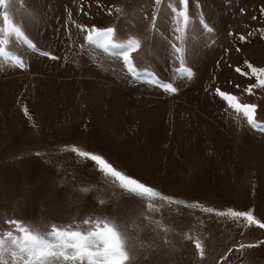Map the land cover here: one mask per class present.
<instances>
[{"label":"rangeland","instance_id":"1","mask_svg":"<svg viewBox=\"0 0 264 264\" xmlns=\"http://www.w3.org/2000/svg\"><path fill=\"white\" fill-rule=\"evenodd\" d=\"M22 3L10 0V19L41 51L59 59L32 53L14 36L4 37L6 48L21 55L26 68H13L0 58V231L7 227L6 218L61 225L97 215L116 218L129 237L131 264H217L238 242L264 240V230L200 208L252 210L264 219V132L250 128L214 95L219 87L242 103L257 104V120L264 123V89L249 95L243 89L255 79L235 72L245 67V59L264 66V57L256 59L264 48L259 31L264 0H189L183 43L184 66L193 70L192 78L178 71L180 61L170 47L177 33L169 5L178 7V0ZM236 17L247 19L238 30L230 22ZM202 21L214 30L206 31ZM81 24L114 27L117 43L139 40L141 48L133 53L137 70L172 82L178 92L166 94L129 76L119 57L85 43ZM228 31L252 35L240 42ZM86 68L101 79L90 80ZM115 88L124 94L114 98ZM197 89L214 104L222 126L234 133L230 141L220 143L191 103ZM150 92L153 98L143 96ZM245 133L254 137L255 147L242 143ZM73 145L102 155L179 203L156 200L155 209H148L146 200L129 197L93 162L72 153ZM187 236L204 243V260ZM223 264H264V246L233 251Z\"/></svg>","mask_w":264,"mask_h":264},{"label":"snow or ice","instance_id":"2","mask_svg":"<svg viewBox=\"0 0 264 264\" xmlns=\"http://www.w3.org/2000/svg\"><path fill=\"white\" fill-rule=\"evenodd\" d=\"M20 2L21 7H23L22 0ZM160 2L161 0H155L156 4ZM178 4V7L169 5L176 21L174 31L177 33L175 41L170 44V47L175 57L180 61L181 67L178 71L182 75L192 78L194 76L193 70L184 66L185 47L183 43L184 28L190 19L189 0H178ZM9 7L10 0H0V20H2V26H0V58L13 68L20 70L26 68L23 57L19 54H13L6 48L9 41L4 37L14 36L17 42L26 45L32 53H38L51 60L59 59L58 56L49 51H41L28 38L21 27L10 19L7 10ZM240 11L243 13L245 9H240ZM259 11L261 15H264V5L260 7ZM253 19L255 20L256 17H253ZM156 20L157 15L154 13L151 17L153 27H155ZM201 23L206 31L211 32L214 30L207 22L202 21ZM77 27L85 33L84 41L87 45L95 46L105 53L111 52L114 56L119 57L127 74L135 80L151 84L166 94H176L178 92V88L172 82L161 80L153 72L137 70L133 53L141 48L139 40L130 38L126 42L117 43L116 29L111 26L98 28L95 25L89 27L81 24ZM259 31L262 38H264V28ZM229 35H238V40L245 42L252 33L236 34L229 32ZM80 47L83 49L84 45L82 44ZM236 51L239 52L240 48H237ZM244 65V68L236 67L235 72L244 77L254 78L255 83L248 84L243 91L252 95L255 89H264V66H256L247 59L244 60ZM214 95L224 101L228 109L240 114L250 128L264 132V123H259L257 120V104L242 103L238 96L231 92L222 91L219 87L215 88ZM23 111L27 116L28 110L26 107ZM70 151L93 162L98 171L106 177H111L112 181L118 184L119 189L127 193L129 197L146 200L147 208L150 210L155 209L154 201L156 200L169 205L179 203L173 197L164 195L136 177L118 170L100 154L82 151L75 145L71 146ZM36 155L39 156L40 153H36ZM87 190L83 189V191ZM100 203L102 204L103 201L101 200ZM200 208L204 213L215 215L218 218L226 217L237 223L243 222L246 228L255 226L264 230V219H258L252 210L237 211L228 208L226 211H220L212 207L200 206ZM3 223L7 227L5 230L0 231V264H131L132 261L128 249L129 237L116 218L97 215L94 219L87 217L81 223L72 222L67 225L43 220L38 223H26L20 218H6ZM186 239L194 244L196 254L200 260H204L206 256L204 243L192 236H187ZM165 243H167L166 240ZM260 246H264V240H258L255 243L238 242L219 258L217 264H223L233 251H242L245 248L250 249Z\"/></svg>","mask_w":264,"mask_h":264},{"label":"bare ground","instance_id":"3","mask_svg":"<svg viewBox=\"0 0 264 264\" xmlns=\"http://www.w3.org/2000/svg\"><path fill=\"white\" fill-rule=\"evenodd\" d=\"M245 18L246 17H243V18H234V19H232V20H230V22L232 23V28H236L237 30H238V28H240L239 27V23L242 21V22H245L246 20H245ZM243 19V20H242ZM241 26V25H240ZM229 32V31H228ZM259 54V57H257L256 56V59L257 58H263L264 57V48H262L261 49V51L258 53ZM254 58V57H253ZM85 72H84V75L85 74H89V77H90V80H93L94 81V79L95 80H100L101 78H99L98 79V77H97V74L96 73H94L91 69H89V68H86L85 70H84ZM223 72V71H222ZM225 73H227L228 74V76H230L231 74H229V72L228 71H226ZM224 73V74H225ZM226 74V75H227ZM88 77V78H89ZM123 88V87H122ZM123 90V89H122ZM120 91V89H118V88H115L114 90H113V97L114 98H117V95L118 96H120L121 94H124V91ZM152 90V89H151ZM154 90V89H153ZM154 91H156V90H154ZM126 94V93H125ZM140 94V93H139ZM188 94H190V93H188ZM143 95V94H142ZM64 96L65 95H62V98H64ZM144 97H147V99H149V98H153V92H150V94H145V95H143ZM61 97V96H60ZM59 97V98H60ZM138 97V96H137ZM190 98H192V102L191 103H195V107H196V109H197V111L200 113V114H203L204 116H206V117H203V119H204V122H205V124H207L206 126L208 127V125H209V129L211 130V133L212 134H214V136H216L218 139H219V141H220V143H222L223 144V142H225V141H230L232 138H231V136H234L233 134L234 133H232L230 130H229V128H225V127H223L222 126V124L219 122V120H217V117H215V114H214V104L213 103H211L210 101H208L207 100V96L202 92V91H200V89L198 90H195V91H193V92H191V97ZM197 100H196V99ZM66 99V98H65ZM191 100V99H190ZM194 100V101H193ZM154 107H155V105H154ZM66 108V107H65ZM246 134V135H245ZM244 134V136H243V141H242V143L243 144H246V145H248V146H250V147H255L254 146V144H253V140H255L254 139V137L252 136H250V133H245ZM228 137H230V139L228 138ZM240 143V142H239ZM228 145V144H227ZM249 151V150H248ZM252 155V154H251Z\"/></svg>","mask_w":264,"mask_h":264}]
</instances>
